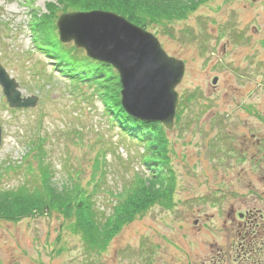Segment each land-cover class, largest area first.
<instances>
[{
    "label": "rangeland",
    "instance_id": "obj_1",
    "mask_svg": "<svg viewBox=\"0 0 264 264\" xmlns=\"http://www.w3.org/2000/svg\"><path fill=\"white\" fill-rule=\"evenodd\" d=\"M66 1L130 13L184 64L172 128H148L167 164L150 174L144 145L111 123L93 88H74L36 48L35 25L55 27L61 5L0 0V65L38 99L9 109L0 88V192L49 175L113 221L93 251L76 215L1 205L0 264H264V0ZM144 180L148 196L124 208Z\"/></svg>",
    "mask_w": 264,
    "mask_h": 264
},
{
    "label": "water",
    "instance_id": "obj_2",
    "mask_svg": "<svg viewBox=\"0 0 264 264\" xmlns=\"http://www.w3.org/2000/svg\"><path fill=\"white\" fill-rule=\"evenodd\" d=\"M55 28L60 44H72L88 59L117 73L120 105L129 117L172 128L178 104L175 88L184 64L169 57L152 34L121 16L100 11L63 13ZM0 88L9 109L34 108L37 103V97L21 96L18 84L1 65Z\"/></svg>",
    "mask_w": 264,
    "mask_h": 264
},
{
    "label": "trees",
    "instance_id": "obj_3",
    "mask_svg": "<svg viewBox=\"0 0 264 264\" xmlns=\"http://www.w3.org/2000/svg\"><path fill=\"white\" fill-rule=\"evenodd\" d=\"M134 1H141L144 4L142 0ZM155 1L159 3V0ZM53 2L47 6V9H49L48 13H51L50 10L53 8V10L57 9V5H61L63 7L61 11L66 13H86L92 11L114 13L125 17L132 24L143 25L131 17L130 13H125L124 11L121 12L112 8H76L73 5L69 6L66 0H53ZM68 7L70 9H67ZM182 10L184 9L181 8ZM167 11L172 12L170 15L178 12L174 8H169ZM55 31L56 28L47 24V22L37 23L34 27L36 48L39 51H43L44 55L52 60L50 64L53 65L59 74H62L69 80L74 88H79L81 85L86 84L93 88L94 97L100 100L105 110L104 112L109 116L111 123L113 125L116 124L125 136L144 145L146 153L144 163L150 174L153 170L158 171L159 169L160 171V168L162 170L163 166L165 167L167 164L166 158L158 148H155V143H149L151 142L149 141L150 134L153 131L148 129L156 128L159 124L143 123L129 117L120 105V85L114 70L108 65L88 59L83 55L81 50H77L73 46L60 44L58 40H55ZM40 169L45 173V167H40ZM43 173L41 176H43ZM50 180L51 176L49 175L41 177L36 188L34 187L32 191L22 186L15 191L0 192V210L3 211L5 209L1 208V205H4L16 208L19 211L16 212L17 214L25 216L48 214L52 210L58 213H66L68 217L74 214L78 223L76 229L82 232L86 247L93 251L98 250V246L104 242L105 228L113 223L112 219L110 217L107 218L108 225L101 224L100 219L102 215L100 217L96 216V211L92 206L89 196L87 197L88 200L84 201V199H80L81 197L85 198L82 195L84 193H80V189L75 187V185L59 190L51 185ZM148 182L149 180L137 182L138 184L134 187L131 195L128 194V198L124 202V208L130 200H138L139 202L141 198H145V195L148 196V194H145L148 189L145 185ZM144 207H147V205ZM8 216L13 218L11 215ZM15 217L19 216L16 215ZM116 217L117 215L114 218Z\"/></svg>",
    "mask_w": 264,
    "mask_h": 264
},
{
    "label": "flooded vegetation",
    "instance_id": "obj_4",
    "mask_svg": "<svg viewBox=\"0 0 264 264\" xmlns=\"http://www.w3.org/2000/svg\"><path fill=\"white\" fill-rule=\"evenodd\" d=\"M252 1H253V0H252ZM243 217H244V215H243ZM243 217H242V218H243Z\"/></svg>",
    "mask_w": 264,
    "mask_h": 264
}]
</instances>
